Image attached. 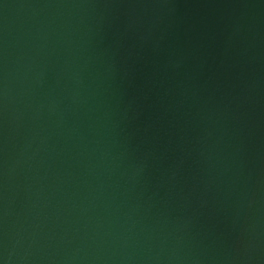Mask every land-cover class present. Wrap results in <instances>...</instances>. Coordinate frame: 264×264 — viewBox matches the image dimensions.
<instances>
[{"label":"water","instance_id":"1","mask_svg":"<svg viewBox=\"0 0 264 264\" xmlns=\"http://www.w3.org/2000/svg\"><path fill=\"white\" fill-rule=\"evenodd\" d=\"M0 264H264V0H0Z\"/></svg>","mask_w":264,"mask_h":264}]
</instances>
